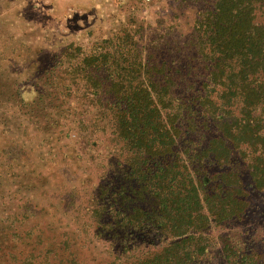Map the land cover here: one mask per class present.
<instances>
[{"label":"trees","instance_id":"1","mask_svg":"<svg viewBox=\"0 0 264 264\" xmlns=\"http://www.w3.org/2000/svg\"><path fill=\"white\" fill-rule=\"evenodd\" d=\"M181 1L207 4L181 39L173 37L175 25L133 20L86 44L66 42L31 101L19 96L0 67V105L6 95L9 102L20 97L19 110L0 115V264H203L217 237L223 264H264L263 253L214 235L223 222L246 214L233 160L244 163L253 186L264 190V0ZM134 2L142 0L129 5ZM146 29L150 37L142 43ZM203 69L206 76L196 80ZM195 84L201 90L190 91ZM183 123L186 130L201 124L214 131L195 156L177 149ZM103 133L113 150L102 159L86 209L88 225L113 252L95 261L74 250L72 231L64 229L58 239L46 233L55 227L39 215L51 211L43 199L28 195L17 207L1 197L15 174L22 187L43 178L34 159L59 160L50 147L78 136L93 152ZM71 182L66 177L60 191L45 195L60 203V213L75 205ZM73 228L78 233L82 225Z\"/></svg>","mask_w":264,"mask_h":264},{"label":"rangeland","instance_id":"2","mask_svg":"<svg viewBox=\"0 0 264 264\" xmlns=\"http://www.w3.org/2000/svg\"><path fill=\"white\" fill-rule=\"evenodd\" d=\"M129 1L0 0V67H4L2 77L14 80L19 96L26 102L31 101L39 93V85L36 84L41 82L40 77L43 71L53 62L54 55L66 42L76 41L86 44L88 40H94L98 36L111 35L118 26L133 20L144 25L146 23L165 27L175 25L173 29L177 31L173 32V37L181 39L188 30H191L197 13L207 5L202 1L185 4L181 0H150L148 2L142 0L141 3L134 2L131 6ZM161 31L159 28L157 43H161L165 38ZM149 37L150 31L144 30L141 42H146ZM168 37L169 41H174L171 35ZM183 52L186 53L185 61H188L191 52L187 49ZM178 54L180 53L177 49L171 47L170 55L175 60H178ZM204 76L206 75L203 69L195 76V79L202 80ZM198 84H195L190 91L196 90L197 87L201 90ZM20 97L17 99L18 102H9V97L6 95L5 98L8 100L0 105V115L4 111L10 113L19 110ZM185 128L186 123H183L184 130L177 140V149L182 155L189 152V155L195 156L204 148L214 131L201 124L189 126L187 130ZM99 134V132L95 135L91 133V137L88 136V138L92 140ZM103 134L106 135L104 140L100 142L97 139V143L92 145L96 146L93 152L83 149L81 137L78 136L67 145L58 144L50 147L51 157L54 153H58L59 160L53 162L58 158L49 159L47 156H44L43 162L37 157L34 159L44 169L43 178L40 181L30 179L22 187L17 179L18 174H15L12 184L8 185L9 192L6 190L5 195L2 194L4 198L1 197L7 205L17 207L28 195H33L39 200L43 199L49 204L51 211L45 210L39 215L43 219H48V222L55 227V230L46 231V233L54 234L58 239L60 232L64 229L72 231L70 237L74 250L81 253L83 259L94 258L95 261L105 252H113V248L105 242L107 240L97 237L95 228L88 225L91 222L89 211L86 209L90 203L92 184L96 182L97 176L102 171V159L107 158L106 153L113 150V143L108 139L107 133ZM233 163L239 170L243 195L247 201L246 214L240 219L223 222L216 227L214 235L228 236L233 242L237 241L240 247L264 254V190H258L253 186L244 163L239 162L238 159L233 160ZM59 166L61 167L58 169ZM217 168L221 167L217 165ZM213 169L214 166L209 168L210 171ZM64 176L70 178L71 183L75 185L73 189L75 205L66 214L59 212L63 209L59 202L58 204L56 200H48L45 197L48 193H55L62 189L60 183L66 178ZM204 178L207 180V175H204ZM45 187L49 189H44ZM1 208L6 210V206ZM75 223L82 225L79 235L77 232L74 233ZM212 243L213 248L203 264H223L219 238L217 237L215 243L212 240ZM22 251L26 253V250Z\"/></svg>","mask_w":264,"mask_h":264},{"label":"built area","instance_id":"3","mask_svg":"<svg viewBox=\"0 0 264 264\" xmlns=\"http://www.w3.org/2000/svg\"><path fill=\"white\" fill-rule=\"evenodd\" d=\"M145 1H147V2H148V1H150V0H145Z\"/></svg>","mask_w":264,"mask_h":264}]
</instances>
